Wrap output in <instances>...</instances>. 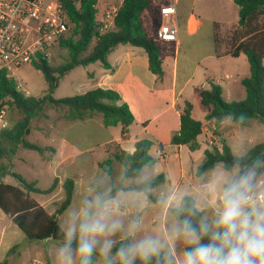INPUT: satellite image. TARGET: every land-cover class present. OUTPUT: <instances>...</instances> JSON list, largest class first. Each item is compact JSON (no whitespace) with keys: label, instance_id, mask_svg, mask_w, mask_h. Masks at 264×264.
I'll return each mask as SVG.
<instances>
[{"label":"trees","instance_id":"1","mask_svg":"<svg viewBox=\"0 0 264 264\" xmlns=\"http://www.w3.org/2000/svg\"><path fill=\"white\" fill-rule=\"evenodd\" d=\"M62 11L72 25L70 35L58 39V46L66 51L63 63L57 66L50 64L45 51L34 53L30 63L41 72L46 89L42 96L32 97L24 95L16 87L13 77L0 71V99L18 111L22 117L11 127L0 131V159L14 157L19 148L36 151L44 155L46 148L30 143L27 136L30 132V122L38 116L45 106L62 108L66 118L72 121H82L96 118L104 127L121 128V133L127 132L133 123V116L125 103H120V96L113 90L96 88L83 94L55 99L52 94L58 86L59 80L67 72L78 66H87L98 62L104 69H110L107 54L115 46L130 45L141 48L147 55L148 68L151 73L161 77L160 47L153 35L146 32L142 23V13L146 12L150 18L151 30L154 34L160 25L158 7L151 0H124L116 17L114 28L103 35L97 34V10L94 8L95 0H81L75 4L71 0H59ZM237 6V25L241 30L231 38L228 54L238 57L243 54L249 66V76L240 83L245 90V98L239 102H226L221 96L220 86L209 83V89L198 91L200 103L208 109L204 116L206 121L218 124L224 119L234 122V115L244 112L248 118L238 126L246 125L250 120H256L264 125V0H233ZM191 116V104L185 102L179 115V130L171 138V144L185 145L190 151L199 148L197 137L201 134L202 123ZM151 143L146 140H137L133 153L120 151L115 144H110L107 160L100 167L107 169L112 175V162L121 166V173L126 169L132 176L136 170L153 166L157 162L155 157L149 155ZM244 154L250 156L264 155V141L249 148ZM233 154L222 143V150L218 152L206 150L204 161L196 170L200 176L204 172L214 169ZM108 165V166H106ZM10 174L17 186L5 184L1 178ZM163 182V176L154 178V188ZM58 185L54 178L46 189L37 188L34 181H28L20 174L11 172L6 166L0 165V210L29 240H53L58 230L57 217L71 204L74 193V181L65 178L62 183L63 199L52 214L30 197V194L49 195ZM10 252V251H9ZM9 252L6 256H8ZM46 264H50L45 254ZM6 260V259H5ZM2 264H6L3 261Z\"/></svg>","mask_w":264,"mask_h":264},{"label":"crops","instance_id":"2","mask_svg":"<svg viewBox=\"0 0 264 264\" xmlns=\"http://www.w3.org/2000/svg\"><path fill=\"white\" fill-rule=\"evenodd\" d=\"M174 17L178 32L176 41L158 43L161 77L149 71L147 55L141 48L119 44L107 54L110 69H104L96 62L87 66L75 67L60 78V80L68 78L67 91L71 92L70 96L83 94L96 88L115 91L120 96V103L128 106L134 121L124 134L121 133L119 126L104 127L98 119L89 117L82 121L60 117L58 120H53L54 125L46 124L45 129L36 139L38 137L42 139L44 144L39 145L46 148L44 155H39L41 163L49 164L52 169L47 187L54 178L58 179L56 189L49 194L50 198L63 192L62 183L65 178L73 179L74 190L78 186L84 192L101 171L100 164L107 160L109 151L113 150L109 149L110 144L113 143L120 151L131 154L137 140L149 141L152 144L149 155L162 164H168L167 171L169 172L166 173L172 175L174 182L170 190L192 194L210 177L208 174L210 170L200 176L195 174L197 168L203 163L204 152L210 149L204 144V136L208 133L202 132L196 141L200 146L194 151H190L185 145L171 144L172 136L179 130V115L185 102L191 104L190 117L201 122L202 126L210 132L214 129L221 142L230 150L236 143L241 145L244 142L238 134V124L237 129L234 130L227 123L229 119H224L218 124L206 121L204 116L208 109L204 106L205 111L202 118L195 117V111L201 105L198 91L209 89V83L219 86L217 77L225 80L223 88L220 87L221 96L222 89L226 91L228 99L238 92L236 85L241 84L240 81L246 77L244 72V64L248 65L246 57L240 54L234 58L228 54V51L218 53L215 46L216 27L211 30L203 28L199 16L192 11H180L178 3ZM142 23L146 32L150 34L151 23L149 29L145 28L143 21ZM262 63L264 65V56ZM239 96H242V93H239ZM250 121L244 126L249 125ZM248 138L247 142H252V138ZM79 140H84L85 144L81 145ZM113 164L119 168L117 162L111 163L112 168ZM156 166L157 163L143 169H154ZM160 175L163 176L161 184L165 185L167 178L163 172ZM31 181L37 183V178ZM168 191H161L160 195ZM40 205L43 204L40 203ZM52 213L48 212V214ZM11 250L12 248L8 249L6 255L9 251L10 254ZM40 253L32 259L28 258L26 264H46L45 254L48 256L49 263L52 264L51 256L46 249H42ZM9 254L5 255L6 260L3 261L9 264L11 259L15 258V264H18L23 255L27 254V249H16L13 256Z\"/></svg>","mask_w":264,"mask_h":264},{"label":"clouds","instance_id":"3","mask_svg":"<svg viewBox=\"0 0 264 264\" xmlns=\"http://www.w3.org/2000/svg\"><path fill=\"white\" fill-rule=\"evenodd\" d=\"M153 192L151 169L102 170L58 224L56 264H264V155L238 151L192 194H162L149 226Z\"/></svg>","mask_w":264,"mask_h":264},{"label":"rangeland","instance_id":"4","mask_svg":"<svg viewBox=\"0 0 264 264\" xmlns=\"http://www.w3.org/2000/svg\"><path fill=\"white\" fill-rule=\"evenodd\" d=\"M169 0H152L154 3L153 5L159 6L163 3H167ZM178 1V9L180 11H192L194 14L199 16V18L202 21L203 28H208L211 30L213 27L215 29V46L218 53H223L229 50L230 46V40L235 36L238 32L241 30L239 29L237 25V6L234 4L233 0H177ZM142 21L144 22V26L146 29H149L150 25V18L146 12L142 13ZM213 22V24L211 23ZM228 25V26H224ZM72 26V25H71ZM65 34V37H68L70 35V29ZM23 28H30V27H23ZM35 37V33H32L29 35L27 42L31 43L32 40ZM45 55L47 56V59L49 60L50 64L53 66L60 65L64 62L66 58V51L61 49L58 46V40L54 41L49 48L46 49ZM216 63V62H215ZM215 63L213 65L215 66ZM206 65V63H205ZM244 72L245 76H249L248 71V65L244 64ZM11 77L14 78L16 87L20 92H22L24 95L32 96V97H38L39 95L42 96L44 90L46 89V84L44 82L43 76L40 71L36 70L31 63L25 64L18 68L17 71L11 72ZM245 77V78H246ZM219 86L223 88V84L225 80L222 79V77H217ZM67 81L68 78L65 77L64 79L60 80L58 89L54 93L55 98H63L70 96L71 92L67 91ZM236 90H238L237 93L233 94L232 97H229L228 99L226 95V91L222 89V97L225 100L228 101H235L239 102L245 98V90L241 84L236 85ZM241 91V92H240ZM235 92V88L233 90V93ZM239 93H242V96H239ZM205 109L203 106H198L195 111V117L202 118V114L204 113ZM66 112L62 108H56L53 106H45L43 111L36 116L32 121L30 122V132L29 136H27V141L34 144H44L42 139H39V137L36 139L37 136H39V133H42L41 131L45 129L46 124H55L53 121L54 119L65 118ZM22 115L9 107L7 118L9 127H11L16 121L21 119ZM227 123L233 127V129H237V126L229 122L227 120ZM208 127V126H207ZM238 134L244 139V142L240 144H237L232 147V154L234 155L236 152H241L244 154L245 150L251 148L253 145L264 141V125L263 123L260 124L256 120H251L250 124L247 126H239L238 127ZM236 134V133H234ZM248 137L252 138V142H247L249 139ZM81 145L85 144L84 140H79ZM204 161V160H203ZM157 166L154 169H151V172L155 177L160 175L162 172L164 176L167 178L165 185L159 184L158 187L154 189V192L150 198V203L148 207V217H147V223L150 226L151 220L154 218V214L156 211V205L158 203V200L160 198L161 191L170 190L173 185V178L170 173L167 171L168 164H162L161 162H156ZM0 165H4L7 167V169L11 172H15L20 174L23 178H25L28 181L33 180L34 178H37L36 186L37 188H45L49 184V180L52 174V169L49 164L41 163L39 159V154L36 151L28 150L24 148H19V150L16 152V155L14 157L9 158H1L0 159ZM113 171L112 176H118L121 174V166L119 165V168L113 164ZM108 166V165H106ZM219 165L216 166V168ZM105 167V166H104ZM104 167H101V171L104 170ZM175 167V166H173ZM150 168H145V170ZM215 169V168H214ZM100 171V172H101ZM99 172V173H100ZM213 170L211 169L208 171V174L211 175ZM1 181L5 184H10L13 186H17V181L10 175L5 174ZM83 193L82 189L80 187H76L73 193L72 203L70 206H75L78 202L81 194ZM30 197L34 199L37 203H42L43 208L47 212H54L55 208L58 206V204L63 199V192H61L59 195H57L54 198H50L51 195H45V194H30ZM69 206V207H70ZM65 211L61 213L59 217H57V224L62 220L63 215ZM56 246V241L53 240H29L27 239L23 233L11 222V220L0 210V264L3 262L4 259H6V252L8 249H11L10 256H13L16 249L25 248L27 249V254L23 255V257L20 259L18 264H26V262L29 260L28 258H34V256H37V253L39 254L42 252V249H46L49 255L51 256V262L52 264H56L55 256H54V250ZM41 254V253H40ZM15 258L11 259L9 264H15L14 261ZM40 259V258H38Z\"/></svg>","mask_w":264,"mask_h":264},{"label":"built area","instance_id":"5","mask_svg":"<svg viewBox=\"0 0 264 264\" xmlns=\"http://www.w3.org/2000/svg\"><path fill=\"white\" fill-rule=\"evenodd\" d=\"M71 1L79 4L81 0ZM123 1L95 0L98 35L114 28ZM177 3V0H169L158 6L160 25L154 34L150 28V35L157 43L176 41L178 32L174 16ZM70 26L59 0H0V71L5 70L10 76L11 72L30 63L36 51L50 47L60 37L64 38ZM32 33L35 37L28 43ZM7 113L8 105L0 99V131L9 127ZM201 132L208 133L204 136V144L210 151L222 150V142L214 129L210 132L202 126Z\"/></svg>","mask_w":264,"mask_h":264}]
</instances>
